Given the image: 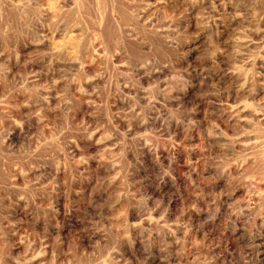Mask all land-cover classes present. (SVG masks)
Wrapping results in <instances>:
<instances>
[{"label":"clouds","instance_id":"clouds-1","mask_svg":"<svg viewBox=\"0 0 264 264\" xmlns=\"http://www.w3.org/2000/svg\"><path fill=\"white\" fill-rule=\"evenodd\" d=\"M193 22L195 33L190 31ZM77 30L79 35L72 38ZM45 31L61 33L64 39L53 40L48 50L38 49L21 61L20 46L43 44L49 39ZM200 35L206 38L199 58L200 90L194 94L197 102L187 104L184 97L195 85L180 66L186 59L183 49ZM93 53L98 63L91 68ZM36 66L38 71L33 70ZM19 97L23 101L15 103L14 116L13 101ZM86 97L92 122L76 123L73 114ZM201 105L206 109L204 121L196 118ZM218 121L226 123L228 131ZM48 124L52 139L45 135ZM15 128L23 137L18 146L9 143ZM178 132L183 133L179 142ZM194 132L200 133L208 175L197 171L198 179L193 180L195 166L188 159L186 176L194 198L170 222L168 203L175 194L153 200L144 187L147 177L137 181L135 191L129 178L139 176L150 155L153 183L159 181L155 186L159 188L165 177L175 182L173 150L191 140ZM72 145L80 149L79 156L69 150ZM88 145L100 147L89 153ZM161 150L169 154L167 165ZM89 161L108 173L97 181L98 188L111 185L113 171L120 173L119 222L93 220L68 241L65 255L52 202L60 185L42 170L52 167L59 173L63 166L64 186L71 190ZM16 174L23 175L22 186L14 183ZM218 180L225 181V188L213 195ZM261 185L264 0H0V264H121V249L132 242L134 231L147 255L158 248L165 264H184L190 231L184 215L202 211L203 202L211 222L226 206L229 216L246 219L259 231L257 220L264 227ZM241 187L247 199H231ZM224 196L230 199L221 204ZM20 202L31 218L23 231L11 218ZM131 213L136 223L128 222ZM145 221L151 226L145 227ZM41 225L42 231H37ZM90 234H100V239H89L90 249L79 248ZM193 247L204 245L195 242ZM190 264L213 261L197 256Z\"/></svg>","mask_w":264,"mask_h":264},{"label":"rangeland","instance_id":"rangeland-1","mask_svg":"<svg viewBox=\"0 0 264 264\" xmlns=\"http://www.w3.org/2000/svg\"><path fill=\"white\" fill-rule=\"evenodd\" d=\"M231 11V9H229ZM190 31L195 33V24L193 22ZM44 35L49 37L41 45L29 44L27 46L21 45L18 49L20 53L21 61L25 58L31 56L38 49L42 51L48 50L53 40L59 42L64 39L61 33H56L54 36L52 33L45 31ZM72 38L79 35V30L72 32ZM98 35V34H97ZM205 37L200 35L184 47L186 53V59L181 62V67L186 69L187 74L190 75L192 83L195 87H190L188 94L184 97L187 104H192L197 102V97L194 95L200 90L199 80L202 77L198 76V73L202 70L200 67V57L203 55L205 44ZM96 47L100 48L99 40H97ZM101 54H103V48H100ZM98 61H96V54H92L91 68H94ZM116 63H119V57L116 59ZM33 70L38 71L39 66H36ZM15 72V69H13ZM11 79V75L9 76ZM88 92H91V88L85 85ZM77 105V110L74 112V122L78 123L81 121L92 122V116L90 115L91 109L89 108L86 100ZM91 99H97L96 97H90ZM23 97H19L18 101H13V115L16 116L14 105L16 102H22ZM234 100H226V104L234 103ZM55 103V100L52 101ZM115 111V108L113 109ZM205 106L201 105L200 110L197 113V119L204 121ZM26 111V109L24 110ZM18 118V117H17ZM49 119H54L53 116L49 115ZM221 127L228 131V125L223 121H218ZM33 125L36 121L32 122ZM25 131L28 132L29 128L25 127ZM35 131V128L31 129ZM49 139H52L53 130L51 124H48V130L45 133ZM229 135L231 132L229 131ZM99 138V134L95 139ZM23 137L20 134L19 128H15L12 131L11 137L9 138L10 144H16L17 146L22 142ZM183 140V133L178 132L177 141ZM80 147L85 148L86 145L83 141H80ZM201 138L199 132H194L192 134L191 140L184 141L183 145L178 146L174 149L175 153V165L176 172L174 173L176 179L175 182L171 178L165 177L164 182L160 184L159 188L155 185L159 181L155 180L152 175L154 171V164L152 157L150 155L145 156V167L140 170L139 176L135 178H129V184L132 185L131 190L135 191L136 187L140 185L137 181L140 178L147 177V181L144 187L147 189L148 195L153 200H159L161 197H165V194L173 196L170 203H168L169 209V220L170 222L175 221L177 216L180 214V210L184 207L185 202L190 203V197H192V189L190 183L187 180L186 174L189 173L190 168L187 163L188 159H191L192 164L195 166V170L192 172V179L197 180V171L208 175L205 171L204 164L202 162L206 153L201 151ZM99 145H88L87 151L89 153H95ZM77 156H79L80 149L72 145L69 149ZM168 152L161 150L160 158L163 160L164 164H168ZM131 159V157H129ZM200 162V163H198ZM250 163V161H249ZM243 167H246L244 165ZM15 171V170H13ZM48 175V179L55 176L57 183L60 185L58 189V194L53 197V205L55 207V220L54 223L59 225V234L65 241V255H67V243L76 234L80 233L85 226H90L93 220L99 222L103 218L104 224H109L111 221L119 222L120 210L122 198L120 197V192L123 191L122 181L119 179L120 173L118 171H113L111 175L114 177L111 185H106L104 188H98L97 181L108 175L106 169L98 166L96 161H89V164L80 169L84 173L83 178L73 182L71 190L64 186V180L67 178L63 171V166H61V171L56 173L55 169L50 167L43 169ZM235 171V169H233ZM31 175V174H30ZM14 183L18 186H22L24 182V177L21 174H16L13 178ZM247 180V177H246ZM47 182V181H44ZM225 188V181L218 180L216 188L213 191V195ZM261 191H264V185H261ZM248 197L247 190L245 188H237L232 194L231 199H242L246 200ZM194 198V197H192ZM15 199V197H13ZM228 196H224L219 201L224 204L225 201H229ZM256 197H253L255 200ZM109 201L111 203L109 204ZM40 201L38 200L37 203ZM8 201L5 200V204ZM215 204L216 202H212ZM200 208L202 211L187 212L183 217V222L187 224L190 228L188 233V238L186 241V247L188 249V255L184 260V264H190V261L194 260L197 256H210L213 264H264V227H261V221L257 220V228L251 229L250 225L247 224L246 219H241L236 216H229V209L221 207L220 214L216 215L214 220L208 221L207 208L203 202L200 203ZM154 215H158L154 213ZM11 218L14 221H19L18 227H21V231L27 228L31 222L30 216L24 210L23 202L15 205L11 210ZM129 223H136L135 214L131 213L129 215ZM235 225V227H233ZM151 222L145 221V227H150ZM37 231H42V225L37 227ZM180 238H184V233L178 234ZM99 240L100 234L89 235L84 239L79 245V248L90 249L91 245L88 240ZM195 242H200L204 245L203 248H195L193 244ZM178 247V246H177ZM124 259L121 264H165L164 258L161 256L158 248H153L151 250V255H147L145 252L144 245L140 239L136 238L135 231L133 232V239L130 244H125L121 249ZM173 264L176 261L173 260Z\"/></svg>","mask_w":264,"mask_h":264}]
</instances>
